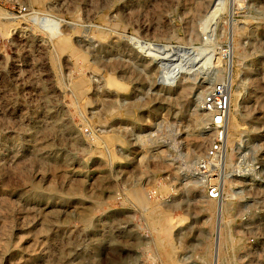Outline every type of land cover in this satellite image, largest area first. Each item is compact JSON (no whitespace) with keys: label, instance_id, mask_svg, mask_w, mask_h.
Wrapping results in <instances>:
<instances>
[{"label":"rangeland","instance_id":"rangeland-1","mask_svg":"<svg viewBox=\"0 0 264 264\" xmlns=\"http://www.w3.org/2000/svg\"><path fill=\"white\" fill-rule=\"evenodd\" d=\"M215 67L225 162L261 164L220 201L188 182ZM0 264H264V0H0Z\"/></svg>","mask_w":264,"mask_h":264},{"label":"built area","instance_id":"built-area-1","mask_svg":"<svg viewBox=\"0 0 264 264\" xmlns=\"http://www.w3.org/2000/svg\"><path fill=\"white\" fill-rule=\"evenodd\" d=\"M19 8L23 10L25 6L21 5ZM219 52L226 58L229 54L228 46H221ZM226 72L212 73L209 85L197 98L196 105L206 114L203 127L211 135L189 169V176L200 186L204 196L215 201L221 200L225 192L223 180L229 175L246 177L261 166L250 159V156H245V153L240 155L243 159L238 164L228 165L225 162L226 120L231 104L230 74ZM154 192V189H149L147 196H153Z\"/></svg>","mask_w":264,"mask_h":264},{"label":"bare ground","instance_id":"bare-ground-1","mask_svg":"<svg viewBox=\"0 0 264 264\" xmlns=\"http://www.w3.org/2000/svg\"><path fill=\"white\" fill-rule=\"evenodd\" d=\"M202 38H206L205 36H203ZM215 68H217L216 70H217V74H220V72L222 71L221 69H219L218 67H215ZM226 71H227V69H226ZM226 73H228V72H226ZM112 82H114L113 81V79L112 80H110V83H112ZM114 86H115V84H114ZM228 115H229V111H228ZM228 115H227V119H228ZM239 124L237 123V122H234V121H230L229 122V124H227V120H226V134H227V130L230 128V127H237ZM228 128V129H227ZM227 135H229V131H228V134ZM225 137H226V135H225ZM107 140H108V142H112V140H114L111 136L110 137H107ZM225 143H226V141H225ZM202 144V142H201V140L200 139H194L193 140V145H194V147L197 149V150H200V148H201V145ZM250 148V147H249ZM249 148H247V149H245L241 154H244V153H247V150L249 149ZM193 152V151H192ZM197 153V152H196ZM240 154V155H241ZM188 182L190 183L189 184V186L190 185H196L195 184V182H194V180L193 179H188ZM223 182H225V179L223 180ZM225 184V183H224ZM223 197V196H222ZM208 199V198H207ZM221 200H222V198H221ZM225 214H226V207H223L222 208V211H220V219H221V222L224 224L225 223ZM219 218V217H218ZM166 221V219L164 218V219H162V218H159L158 219V221L159 222H161V221ZM216 255V254H215Z\"/></svg>","mask_w":264,"mask_h":264}]
</instances>
